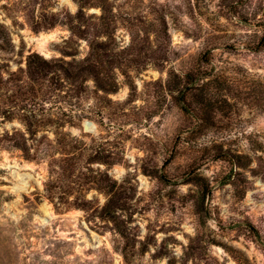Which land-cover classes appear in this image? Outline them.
<instances>
[{
  "label": "rangeland",
  "instance_id": "374dc122",
  "mask_svg": "<svg viewBox=\"0 0 264 264\" xmlns=\"http://www.w3.org/2000/svg\"><path fill=\"white\" fill-rule=\"evenodd\" d=\"M156 1L166 10L171 64L182 78L190 71L197 89L184 86L178 101L182 93L159 84L165 71L131 63L130 87L119 73L117 91L101 100L104 123L95 117L86 140L104 141L110 122L126 137L109 172L130 198L114 221L55 210L42 196L43 166L1 150L0 264H264V0ZM57 4L75 10L71 0ZM0 18L11 36L0 30L8 51L0 57L12 69L31 51L59 54L67 35ZM117 38L129 39L122 29ZM150 53L147 44L134 49L140 59ZM131 97L133 115L121 116Z\"/></svg>",
  "mask_w": 264,
  "mask_h": 264
},
{
  "label": "trees",
  "instance_id": "16d2710c",
  "mask_svg": "<svg viewBox=\"0 0 264 264\" xmlns=\"http://www.w3.org/2000/svg\"><path fill=\"white\" fill-rule=\"evenodd\" d=\"M71 1L75 4L73 11L59 6L57 0H0V11L12 24L27 25L34 32L56 27L67 31L62 45L55 48L59 54L31 51L15 69L10 67L9 58L0 57V151L17 150L25 161L43 166L42 196L55 210L82 209L89 216L114 221L130 198L109 172L124 158L126 137L122 127H117L119 132L113 135L110 122L104 141L92 137L90 142L86 140L95 117L99 125L104 123L106 107L101 100L110 101L108 95L117 91L119 73L128 79L130 87L133 80L126 68L131 63H148L165 71L166 77L159 84L163 83L169 94L182 93V97L175 96L178 101L185 102L184 86L197 89L198 84L190 71L184 79L171 64L162 3ZM7 27L0 18V30H5L10 43ZM119 29L129 37L126 43L117 38ZM144 44L151 53L146 59L135 57L134 49ZM0 49L8 53L1 43ZM131 101L132 97L124 101L118 111L121 116L133 115L125 105ZM107 114L112 117L116 111ZM72 127L80 128V132L73 134ZM110 136L117 140L110 142ZM91 191L101 194L103 201L98 196L88 197Z\"/></svg>",
  "mask_w": 264,
  "mask_h": 264
}]
</instances>
